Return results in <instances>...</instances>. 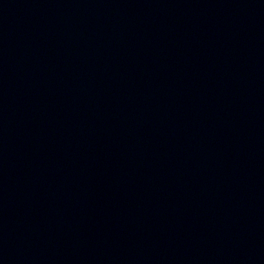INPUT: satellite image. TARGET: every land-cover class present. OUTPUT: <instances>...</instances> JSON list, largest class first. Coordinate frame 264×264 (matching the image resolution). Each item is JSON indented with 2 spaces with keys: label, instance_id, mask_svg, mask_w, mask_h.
I'll return each instance as SVG.
<instances>
[{
  "label": "water",
  "instance_id": "1",
  "mask_svg": "<svg viewBox=\"0 0 264 264\" xmlns=\"http://www.w3.org/2000/svg\"><path fill=\"white\" fill-rule=\"evenodd\" d=\"M0 264H264V0H0Z\"/></svg>",
  "mask_w": 264,
  "mask_h": 264
}]
</instances>
